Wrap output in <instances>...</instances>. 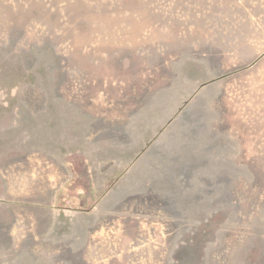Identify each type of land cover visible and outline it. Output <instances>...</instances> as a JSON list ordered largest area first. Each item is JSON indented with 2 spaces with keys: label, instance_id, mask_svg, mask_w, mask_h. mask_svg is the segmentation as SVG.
<instances>
[{
  "label": "rangeland",
  "instance_id": "374dc122",
  "mask_svg": "<svg viewBox=\"0 0 264 264\" xmlns=\"http://www.w3.org/2000/svg\"><path fill=\"white\" fill-rule=\"evenodd\" d=\"M0 264H264V0H0Z\"/></svg>",
  "mask_w": 264,
  "mask_h": 264
}]
</instances>
